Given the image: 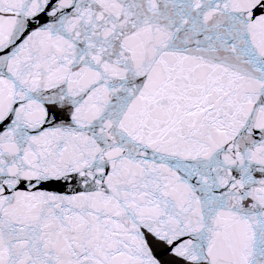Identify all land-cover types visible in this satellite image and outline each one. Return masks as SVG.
<instances>
[{"label": "snow or ice", "instance_id": "6c2138e0", "mask_svg": "<svg viewBox=\"0 0 264 264\" xmlns=\"http://www.w3.org/2000/svg\"><path fill=\"white\" fill-rule=\"evenodd\" d=\"M0 264H264V0H0Z\"/></svg>", "mask_w": 264, "mask_h": 264}]
</instances>
